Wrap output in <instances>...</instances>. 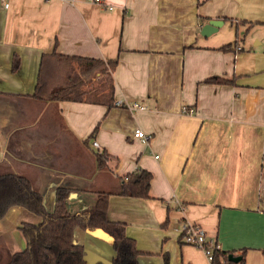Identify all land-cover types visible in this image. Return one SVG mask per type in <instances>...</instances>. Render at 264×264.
Segmentation results:
<instances>
[{
	"label": "crops",
	"instance_id": "1",
	"mask_svg": "<svg viewBox=\"0 0 264 264\" xmlns=\"http://www.w3.org/2000/svg\"><path fill=\"white\" fill-rule=\"evenodd\" d=\"M210 18L223 23L203 35ZM53 48L116 59L115 104L30 96L41 53ZM212 75L233 82L204 80ZM139 168L151 173L149 196L111 193L107 205L140 250L137 264H164L163 254L168 264H207L180 239L183 223L200 225L220 249L245 248V264H264V0H0V173L27 174L49 211L64 187L67 210L79 212ZM38 220L9 207L0 243L22 249L18 225ZM73 238L86 264H110L108 234L75 227Z\"/></svg>",
	"mask_w": 264,
	"mask_h": 264
},
{
	"label": "trees",
	"instance_id": "2",
	"mask_svg": "<svg viewBox=\"0 0 264 264\" xmlns=\"http://www.w3.org/2000/svg\"><path fill=\"white\" fill-rule=\"evenodd\" d=\"M244 21V20H243ZM251 21L243 30L245 33ZM238 35V33H235ZM233 49L237 39L220 46L222 49ZM18 66L15 57L12 69ZM116 59H102L75 54H65L53 48L41 53L33 92L30 96L56 103L59 100L85 101L115 104L112 71ZM206 82L230 83L219 75L204 79ZM117 104V103H116ZM118 105H125L124 102ZM95 125L87 137L96 131ZM95 165L105 166L104 151L94 152ZM151 173L143 168L128 171L118 178L113 190L96 192L94 204L89 209L69 212L65 202V188L57 187L52 210L43 204L41 191L36 189L27 174L5 171L0 173V218L11 206H21L39 217L37 222L23 221L18 225L25 239V246L19 250H11L0 243V264H86L83 244L73 238V230L79 227L85 230L99 229L111 238L114 255L110 264H137L135 241L125 233V224L114 221L107 216L108 196L111 193L146 198L149 196ZM167 218L163 222L166 224ZM228 254L238 256L237 260L228 258ZM213 264H245V248L238 251L215 248L212 251ZM164 264H168L167 254H163ZM93 264H104L97 261Z\"/></svg>",
	"mask_w": 264,
	"mask_h": 264
},
{
	"label": "built area",
	"instance_id": "3",
	"mask_svg": "<svg viewBox=\"0 0 264 264\" xmlns=\"http://www.w3.org/2000/svg\"><path fill=\"white\" fill-rule=\"evenodd\" d=\"M92 1L99 3L102 2V0H92ZM4 6H7V3H4ZM116 103L117 104L122 103V101H117ZM134 107L143 108L144 106L137 101L130 102L129 108H134ZM183 110L186 112H192L194 108L183 107ZM132 135L142 140H146L149 137V135L146 134L139 127L134 128ZM91 145L93 147H97L98 146L97 141L92 140ZM180 239L184 243L191 244L201 248L206 256L207 264H213L212 251L215 248H219V244L215 240L211 238H207L205 230L200 225L195 223H183L180 230Z\"/></svg>",
	"mask_w": 264,
	"mask_h": 264
},
{
	"label": "water",
	"instance_id": "4",
	"mask_svg": "<svg viewBox=\"0 0 264 264\" xmlns=\"http://www.w3.org/2000/svg\"><path fill=\"white\" fill-rule=\"evenodd\" d=\"M223 23L222 19L219 18H210L207 20V22L203 23L200 28V33L203 35H207L213 31H216L218 27ZM228 258L231 260H237L239 257L228 254Z\"/></svg>",
	"mask_w": 264,
	"mask_h": 264
}]
</instances>
